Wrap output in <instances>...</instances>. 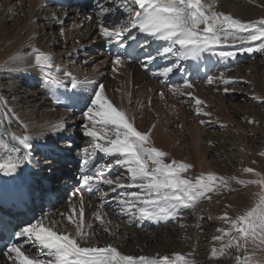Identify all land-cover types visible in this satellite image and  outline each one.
Returning <instances> with one entry per match:
<instances>
[{"label":"bare ground","instance_id":"1","mask_svg":"<svg viewBox=\"0 0 264 264\" xmlns=\"http://www.w3.org/2000/svg\"><path fill=\"white\" fill-rule=\"evenodd\" d=\"M257 2L264 4L262 1ZM216 10L222 11L225 14H232L234 18L238 19L242 16L241 11H232L228 8L224 0H217ZM251 12L248 17L251 19L256 17L253 16L256 13L258 17H261L260 14H264V12L261 13L254 7L251 9ZM87 17H92V19L88 20ZM242 19L244 21L254 20H249L244 18V16ZM258 43L253 42L254 45ZM109 45L99 34V18L96 14L78 12L74 8L66 9L55 7L52 4L43 3L39 0H0V119H4L5 114H7V119H4L5 127H8L10 131L16 132L17 134H28L32 137L31 149H24L23 146L18 145V142L12 141L10 136L4 137L10 146L20 147L21 151L19 155L27 154L28 159L12 175H5L0 171V185L20 190L32 185V195L34 198L37 197L40 200L43 191L40 181L48 182L50 190L56 195L57 201L59 202L58 208H55L51 213L40 214L37 219L40 220L46 217V223L55 220L58 222L60 229L73 235L75 234V225L68 221L67 216L72 213L73 208L77 211L79 210V197L83 195L85 225L91 224L92 228L87 230L94 233V236L89 241V245L94 244L102 247L111 244L122 254L137 257L141 255L155 257L159 254V256L169 255L171 258L174 253L185 255L192 253L193 258L199 263L210 264L214 259L211 260L209 257L202 255L198 256L195 251H189L190 249L177 250L171 241H167L168 238H160L166 247H160L158 253L150 252L152 250H148L143 246L145 245L144 243L148 245L154 238L152 233L141 231V226H149V228L153 229L163 227V230L165 229L166 231L167 228L164 225L170 223L173 219L159 223H153L147 220L133 222L132 224L128 222L129 224L127 223L125 225L113 215V218H110V220L115 225L112 224V227L107 225L106 222L101 223L97 221L94 214L98 210L104 213L103 220L107 215L110 217V211L108 214L110 207L108 208L106 204H111L112 202L118 203L117 198L119 194L125 190L117 188L113 191L112 188L114 185L109 186V190L105 192V198L108 200L107 203L98 201L95 198L89 197L83 190L76 188L75 181L67 173V170L73 171V167L67 162V158L84 156V149L90 147L91 138L87 137L86 140L82 139L86 136H84L83 128L80 126L81 123L83 125L87 121L83 114H73L70 111L61 110L56 106V103L52 100V93L43 85L39 71L34 63V57L28 56L31 52V46L38 47L42 51L52 54L54 63L60 68L58 75L62 79L64 78L63 72L66 70L73 73L81 81L87 78L97 83H103L106 86V93L113 103L125 109L128 115L135 118L134 126L137 130L148 131L151 129L153 144L170 153V156L167 158L168 162L173 158L180 160L182 157L180 152L182 149H185L186 155L182 158L193 166L188 173H185L186 176L195 177L197 174H207L209 172L215 173L218 176L221 174L219 171L222 168L218 171L216 169L217 163L209 160L211 156L208 158V154L213 155L217 152L216 148L203 147L204 143L208 144V140H211V136H214V140L217 139L215 134L209 132L210 130L208 132L206 131L205 125L207 126V123L214 122L215 120L213 121V119L238 123L237 119L242 116L239 111L234 110L233 105L230 106L225 103L224 98L221 97L223 90H218L211 85L209 86L208 83L204 86L201 84L198 86L196 82H191L194 87L192 89H184V92L191 91L196 97L204 100L207 105L204 110L211 113V116H197L196 111L193 112L194 108H191L189 111L187 107L189 103L195 105L194 101L192 103L187 95H177L171 91L177 85L183 86L185 81H180L179 84H169L171 74L162 80L160 76L154 79L156 76L149 74L147 68L143 66V63H129L122 58V66H119L116 71H113L112 61L115 57L110 55ZM223 47L227 48V50H231L233 47V51L237 52L236 58L222 61L207 52L198 58V60H202L203 56H206L212 58L210 61L211 64L218 62L227 64L224 68L214 67L209 77L211 74L217 75L221 73L227 76V70L232 68H236L237 70L241 69L244 61L249 60L250 62L258 53V51H253L252 53L241 52L239 51V44ZM17 53L24 54L25 59L23 61L11 59ZM187 60L190 61V59ZM251 62H255L256 69L253 72L254 75H257L258 71L264 69V62L260 61L261 63H258L257 58ZM231 75L235 76L236 74ZM242 76L247 77L246 73L242 74ZM216 80L218 79H215L214 82ZM260 81L261 78H259V84ZM65 83L67 84V81ZM24 84L29 86V89L25 88L22 90ZM252 84L254 95L260 96L262 91L260 90L258 81H252ZM223 85L225 87V84ZM93 87L94 85L84 84L79 89L84 95H90ZM56 90L58 89L56 88ZM53 91L55 92V89ZM161 93H163V97ZM5 101L6 103H4ZM258 114L254 111L253 116L258 119L260 118ZM201 119L206 121L203 124L204 127L199 123ZM58 123L63 125L61 130H56L52 127ZM226 124L222 123V126ZM240 125L238 124L237 126L238 130H244ZM206 135L210 137H206ZM222 147H224L225 153L228 151L226 149H230L226 148V146ZM203 148H205V152H203ZM237 148L236 151H239L238 154L240 153V156L245 159L250 168H253L256 172L263 173L264 167L262 161L259 159L260 156L258 158L256 157L257 160H252L250 157L253 145H248L245 141L242 146L237 145ZM230 153L232 152L230 151ZM102 155L104 156L103 153ZM104 158L105 163L112 160L111 157L104 156ZM228 159L231 160L230 155H228ZM217 162H219V159ZM113 170L121 172L125 169L114 166ZM237 174H240L239 179L247 180L257 178L253 173H245L243 169L239 168ZM127 176L122 180L125 183L128 182ZM231 188L234 190H222L220 193L210 194L212 198L206 207L211 217V219L208 218V224L215 229L213 236L220 234L217 232V228L227 226L221 220L217 219L218 216L222 215L225 211L228 212L229 216H234L236 212H240L252 205L253 194L260 191L258 185L243 186L237 184L235 181H231ZM138 190L132 188L127 191ZM102 203L104 207L100 209ZM219 206L223 209L222 213H220L221 211L219 212ZM186 209L180 211L185 214L183 218H187L190 213ZM74 219H78V216L74 217ZM189 220L185 219L183 221L186 227L193 226L198 231H202L206 227V222L204 225L201 222L203 225L201 226L200 222L194 224L193 222H189ZM105 227L113 233L111 234L113 240L110 243L100 242L99 235L103 236L106 233L104 231ZM189 230L187 231L189 232ZM168 231L169 235L172 234V238L175 239L179 236H183L188 240L191 238L187 237L184 233L180 234L175 229H168ZM134 234H137V236H134ZM144 235L146 237H143ZM126 238L130 239L132 244L125 247L124 250L117 246V243L121 240L126 241ZM212 238L210 237V240ZM155 239L157 238L155 237ZM194 240H200V236H196ZM133 243H138L141 247L140 250L134 249ZM32 251H34V248H28L26 254L35 255L36 252L31 253ZM219 263H228V259H220ZM0 264H11V261L7 260L1 254Z\"/></svg>","mask_w":264,"mask_h":264},{"label":"snow or ice","instance_id":"2","mask_svg":"<svg viewBox=\"0 0 264 264\" xmlns=\"http://www.w3.org/2000/svg\"><path fill=\"white\" fill-rule=\"evenodd\" d=\"M216 5L217 0H122L123 12L127 14V19L108 22L106 16L111 15L115 9L98 2L96 15L100 21L99 34L108 44H116L128 55H131L127 53V48L131 47L128 41L137 39L132 34L134 29L156 40L170 42V46L163 47L162 52L158 49V54H173L181 59H198L205 52L222 61L235 59L237 52L227 50L223 46L237 44L240 45L241 52H264V18L243 21L234 18L232 14L217 11ZM87 19L91 20L92 17ZM253 42L259 43L254 45ZM28 56L34 57L43 85L52 93L56 103H61V99L53 91L55 88H65L61 95H67L69 86L76 90L84 84L94 85L90 95H78L73 91L68 97L73 104L83 105L81 111L87 121L82 125L83 134L91 138L90 147L84 149L82 165L85 171L80 176V183L89 192L94 188L99 189L101 184L114 185L113 191L117 188L124 189L117 199L120 210L130 214L132 222L147 220L159 223L177 218L181 210L194 207L201 199L211 200L210 194L234 190L231 188V181L243 186L258 185L260 191L253 194L250 207L238 212L234 217L229 216L227 211L217 217L228 227L217 228L220 234L212 239L219 242V248L212 247L209 259H229L232 258L231 249L240 252L246 250L250 240L264 241V174L248 167L244 168L243 172L253 173L256 179L221 177L211 172L195 177L186 176L185 173L193 166L174 158L168 162L170 153L153 144L151 129L137 130L134 126L135 118L113 103L103 83L87 78L81 81L66 70L62 79L58 75L60 68L54 63L52 54L38 47L31 46ZM11 59L23 61L25 56L17 53ZM152 59L149 58V63ZM112 63L113 71H116L123 64L121 55L117 54ZM143 66L147 67V64ZM176 67L175 64L166 66L152 74L167 78ZM217 79L225 85L234 83L232 78L223 73ZM207 83L213 84L214 79L208 77ZM193 87L191 82L185 80L183 86L177 85L171 91L177 95H187L194 101L197 115L211 116L210 112L204 110L207 107L204 100L196 97L191 91L184 92V89ZM223 91L227 93L230 88L225 87ZM161 96L163 97V93ZM253 99L259 100L260 97L253 96ZM4 119H7V114ZM4 119H0V171L5 175H12L24 164L28 155H19L21 148L10 146L4 137L10 136L12 141L18 142L24 149L32 148V137L10 131L4 126ZM199 123L203 125L206 121L201 119ZM52 127L61 130L63 125L58 123ZM98 152L111 157L112 160L107 163L97 162ZM114 166L126 170L127 183L121 180L119 174L115 179L106 175L111 173ZM132 188L139 191H127ZM79 199V210L73 208L72 213L67 216L68 221L75 225L74 235L60 229L55 220L46 223L45 217L21 227L14 233L16 242L7 243L0 253L11 261V264H198L192 253H174L171 258L169 255L159 254L155 257H137L122 254L111 244L102 247L89 245L94 233L87 230L92 228L91 224L85 225L83 195ZM103 207L102 203L100 209ZM77 216L78 219H74ZM94 216L97 221L104 223L102 211L98 210ZM104 231L113 234L107 227ZM28 248H34L36 254H26ZM234 259L236 264H255L249 255L235 256Z\"/></svg>","mask_w":264,"mask_h":264},{"label":"rangeland","instance_id":"3","mask_svg":"<svg viewBox=\"0 0 264 264\" xmlns=\"http://www.w3.org/2000/svg\"><path fill=\"white\" fill-rule=\"evenodd\" d=\"M224 1H225V4H227L228 8H230L232 11L233 10L241 11L242 16L240 17V19L243 16H244V18H247L249 20H253V19L259 20L261 18H264V14H260L261 17H258L257 13L255 15H253L256 17H254L252 19L248 18L249 15L252 13L251 9L253 7L261 13L264 12V4L257 2V1H262L264 3V0H257V1L256 0H243V1L242 0H230L231 2L229 0H228L229 2L227 0H224ZM99 23H100V21H99ZM231 50L233 51V47L231 48ZM260 53L261 52H258L255 55V57L252 60H250V62H249V60L244 61L243 65L241 64L242 65L241 69L237 70L236 68H232L230 70H227L228 72L226 74H228V75L226 77L232 78L234 80V83L230 84V85H225V87L230 88L229 92L224 93V91H223V95L219 94V95H221L222 98H224V101L226 104H229L230 106L233 105L232 107H234V110L239 111L240 114L242 115L240 118L237 119L238 123H230V122H224L221 119H218V120L213 119V121L215 120L214 122H212L210 124L207 123V126L205 125L206 131L208 132L210 130L209 132H212L213 134H215L217 136V139L214 140V136L210 137V136H207L208 135L207 134L206 137H210L211 140H208V144L204 143L203 147L207 146V147L214 148V149L216 148L217 152H215L213 154L214 156L212 154H208V158L211 156L210 157L211 159L209 158V160L215 161V163H217L216 169L218 171L222 168L219 171L221 173V174H219V176H221V177H223V176H226V177L235 176L236 177L237 176V178H239L240 174L239 175L237 174L238 168L244 169V168L249 167L247 165L245 159L240 156V153L238 154L239 151L238 152L236 151V149H238L237 145L242 146V144L245 141L248 143V145H253L252 153H250L251 159L257 160V158L260 156L259 159L262 161V163H263L262 165L264 167V95H263V93H264V69L258 71L257 75H254L253 72L256 69L255 68V62H251V61L255 60L256 58H257L258 63L264 62V52L261 54ZM240 56H244V55H240ZM244 73H246L247 77L242 76V74H244ZM231 74H234V75L236 74L235 75L236 77L231 75ZM217 75H220V74H217ZM217 75L211 74L210 77H212L215 80L219 77ZM236 78H238V79H236ZM259 78H261L260 84H259ZM154 79H157V76ZM206 80L207 79L204 80L205 82L204 81H192V82H196L198 86L200 84L204 86L207 84ZM255 80L258 81V84L260 86V90L262 91V94H260V96H257V97H260L259 100L253 99V96H256V95H254L252 81H255ZM211 86H214V88H216L218 90H223L225 88L224 85L219 80H216V82L211 84ZM25 88L29 89V86H26L24 84L22 86V90H24ZM217 93H218V91H217ZM190 101L193 103L192 100H190ZM194 106L195 105H192L190 103L187 105L189 111L191 110V108H194V110L192 109L193 112L195 111ZM249 108H251V109H249ZM254 111H256L257 114L259 113L258 115L260 118L257 119L253 116ZM197 116H199V115H197ZM239 120H240V122H239ZM219 122H221V123H219ZM222 123H224V124L227 123V124L222 126ZM240 123H241V125H240ZM190 124H191V122H190ZM238 124L244 130H242V131L238 130V128H237ZM80 126H82V123L80 124ZM201 126L204 127V125H201ZM210 127H211V129H210ZM216 130L218 133L216 132ZM82 139L86 140L87 137H83ZM82 139H80V140H82ZM221 139H222V142H221ZM222 146H226V148H230V149H226L228 151L225 153L224 147H222ZM230 151L232 153H230ZM203 152H205V148H203ZM216 153H218V154H216ZM180 155L182 157H185L186 150L182 149V151L180 152ZM215 155H218V156H215ZM228 155H230L231 160L228 159ZM182 157H181L180 161L186 162V160ZM217 158L219 159V162H217V160H218ZM242 159H243V162H242ZM48 163H49V161H48ZM186 163H188V162H186ZM218 163H220V164H218ZM221 164L224 166H222ZM226 164L228 165V167ZM123 172L121 171V174H120L121 180H124L128 174L125 170H123ZM224 172L227 174H225ZM231 174L232 175L234 174V175L232 176ZM261 174H264V171H263V173L261 172ZM208 202H209L208 199H201L194 207L186 209V211H188V213L190 212L189 214L186 212L188 214L187 218H183V216L185 215L184 212L183 213L179 212L177 218H175L173 220L170 219L171 220V221L169 220L170 223L164 225V227L167 228L166 231H165V229L163 230V227L153 229V228H149V226H141V231L143 230L144 232L152 233L153 238H154L150 242L152 245L150 243H148V245H147V243H144L145 245H143V244L142 245L145 248H147L148 250H152L150 252L158 253V251L160 250V247H166L160 239L161 237H163V238H168L167 241H171L177 250H179V249L189 250L190 249L189 251H192V250L195 251L196 255H198V256L202 255V256L210 257L212 247L216 246L217 248H219V242H214L213 239L210 240V237H213V235H214L215 229H213V226L208 224V222H209L208 218L210 217V214L207 211L208 208L206 207ZM111 204H114V206H112L108 209V214L110 211V217L107 215L104 218V222H106L107 225H109L111 227H112V224L115 225V223L110 220V218H113V215H114V217L116 216L117 217L116 219L120 220L125 225H127L128 222H131V224L133 223L131 216H129V214H126L125 212H122L120 210L119 203L112 202ZM250 206H248V207H250ZM218 209H219V212L221 211L220 213L223 212V209L220 206L218 207ZM95 211H96V209H95ZM237 213L238 212H236L235 215ZM185 219L186 220L190 219L189 222H193L194 224H198L197 222H200L201 226H203L205 222L207 224L205 223L206 227H204V230L198 231V230H195V227H193V226L192 227H186L185 223L183 222ZM36 220H38V219H35L33 223H35ZM201 222L203 223V225ZM226 227H228V226H226ZM191 228H193V229H191ZM168 229H170V230L175 229L180 234L184 233L187 237H191V238H190V240L184 238L183 236H179L176 239L172 238V234L169 235ZM189 229H191V230H189ZM187 230H189V232ZM107 233L108 232L104 233L103 236L99 235L101 243H103V242L104 243H106V242L110 243L113 240L112 235L109 233L107 234ZM154 233H156V234L154 235ZM195 233H196V235H195ZM134 236H137V234H134ZM196 236H200V240H202V241L200 242V240H198V241L194 240V239H196ZM143 237H146V235H144ZM155 237L157 239H155ZM114 240H115V237H114ZM225 240H227V237H225ZM124 241L125 240H121L120 242H118L117 246H119L121 249L125 250V247H128L130 244H132L131 243L132 241H130V239H128V238H126L125 242ZM153 244H154V246H153ZM140 245H141V243H140ZM140 245L138 243H133V247L136 250H140V248H141ZM153 250H155V251H153ZM33 252H35V250L32 251L31 253H33ZM245 255L251 256L253 258L255 264H264V241L257 239L256 241L253 242L250 240L247 242L246 250H242L240 252H237L236 249H234V248L231 249V257L232 258H229L228 263H224V264H236L234 257L235 256L243 257ZM218 260L220 261V259H214V260H212V262L210 264H218V262H219ZM198 264H202V263L198 262ZM219 264H221V263H219Z\"/></svg>","mask_w":264,"mask_h":264}]
</instances>
